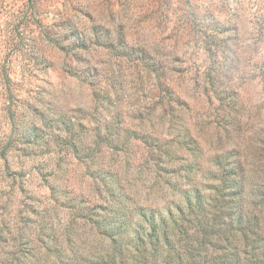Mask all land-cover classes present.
<instances>
[{
  "label": "rangeland",
  "instance_id": "rangeland-1",
  "mask_svg": "<svg viewBox=\"0 0 264 264\" xmlns=\"http://www.w3.org/2000/svg\"><path fill=\"white\" fill-rule=\"evenodd\" d=\"M0 264H264V0H0Z\"/></svg>",
  "mask_w": 264,
  "mask_h": 264
}]
</instances>
